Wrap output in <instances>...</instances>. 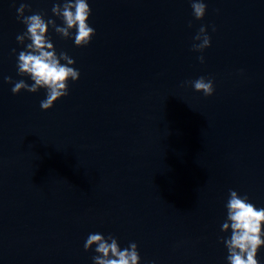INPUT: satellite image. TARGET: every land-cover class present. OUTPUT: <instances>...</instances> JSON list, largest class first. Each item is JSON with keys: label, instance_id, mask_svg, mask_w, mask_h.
<instances>
[{"label": "water", "instance_id": "water-1", "mask_svg": "<svg viewBox=\"0 0 264 264\" xmlns=\"http://www.w3.org/2000/svg\"><path fill=\"white\" fill-rule=\"evenodd\" d=\"M203 2L196 20L189 0H87V46L48 30L80 75L44 111V89L11 92L32 83L16 9L62 26L63 0H0V264H93L89 233L136 243L140 264H226L229 189L264 208V0ZM201 76L211 96L185 85Z\"/></svg>", "mask_w": 264, "mask_h": 264}, {"label": "clouds", "instance_id": "clouds-1", "mask_svg": "<svg viewBox=\"0 0 264 264\" xmlns=\"http://www.w3.org/2000/svg\"><path fill=\"white\" fill-rule=\"evenodd\" d=\"M194 19H203L206 4L203 0H189ZM31 11L27 3H21L16 9V19L26 26V31L16 36L17 43L24 44L25 50L20 51L17 59V75L28 77L32 83L29 85L24 79L14 82L11 92L15 95L21 90L36 93L44 89L46 98L40 102L41 110L50 109L54 102L68 95V82H76L79 70L72 67L75 61L65 52L57 55L56 49L48 37L49 28L62 39H73L75 47L87 46L95 29L87 23L91 9L87 0H63V3H54L52 15L60 19L62 26H58L53 19H44L43 13H34L25 16V11ZM191 27V22H189ZM73 30L75 35L73 37ZM213 31L215 27L213 26ZM192 51L203 52L210 47V37L205 26H201L193 37ZM15 53V49L12 50ZM197 59L203 63L201 55ZM63 61V63H61ZM5 83H13L12 78L5 76ZM194 91L202 93L205 97L214 92L211 78L203 76L190 81ZM226 218L221 225V232H229L230 237L219 238L226 250V264H260L256 258L258 249L264 246V208H256L249 202L247 195L241 196L235 190L229 189V197L225 204ZM93 246H95L93 248ZM83 248L85 251H94L93 264H140V254L136 243L132 242L121 249L117 238L108 234L89 233Z\"/></svg>", "mask_w": 264, "mask_h": 264}]
</instances>
